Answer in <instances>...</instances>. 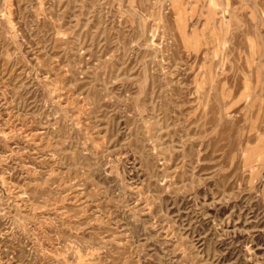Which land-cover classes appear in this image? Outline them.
<instances>
[{"label":"rangeland","instance_id":"374dc122","mask_svg":"<svg viewBox=\"0 0 264 264\" xmlns=\"http://www.w3.org/2000/svg\"><path fill=\"white\" fill-rule=\"evenodd\" d=\"M0 264H264V0H0Z\"/></svg>","mask_w":264,"mask_h":264}]
</instances>
